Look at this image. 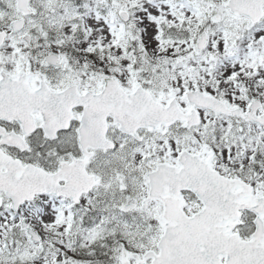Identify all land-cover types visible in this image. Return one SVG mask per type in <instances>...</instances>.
Instances as JSON below:
<instances>
[{"label": "snow or ice", "instance_id": "6c2138e0", "mask_svg": "<svg viewBox=\"0 0 264 264\" xmlns=\"http://www.w3.org/2000/svg\"><path fill=\"white\" fill-rule=\"evenodd\" d=\"M0 264H264V0H0Z\"/></svg>", "mask_w": 264, "mask_h": 264}]
</instances>
